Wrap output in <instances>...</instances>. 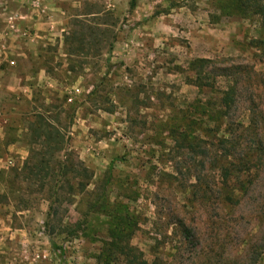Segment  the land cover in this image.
<instances>
[{
	"label": "rangeland",
	"instance_id": "1",
	"mask_svg": "<svg viewBox=\"0 0 264 264\" xmlns=\"http://www.w3.org/2000/svg\"><path fill=\"white\" fill-rule=\"evenodd\" d=\"M99 10L115 23L113 51L91 60L94 68L70 88L63 35L73 17ZM238 11V0H0V170L27 156L1 140L22 129L21 115L40 93L36 105L54 94L77 105L69 145L93 174L60 210L67 230L52 236L47 203L19 212V201L0 200V264H264V180L232 206L218 192L225 181L217 166L205 159L202 169L175 143L198 135L197 102L213 94L196 85L213 84L222 67L243 70L232 121L246 127L252 111L264 114V57L252 43L264 39V22ZM94 74L108 82L84 103ZM245 129L234 128L235 137ZM260 133L264 140V125Z\"/></svg>",
	"mask_w": 264,
	"mask_h": 264
},
{
	"label": "trees",
	"instance_id": "2",
	"mask_svg": "<svg viewBox=\"0 0 264 264\" xmlns=\"http://www.w3.org/2000/svg\"><path fill=\"white\" fill-rule=\"evenodd\" d=\"M238 9L237 16L240 18H258L264 22L261 0H238ZM108 15L105 10H99L75 16L69 21V32L64 33L62 41L63 55L67 62L62 70L66 86L73 85L91 67L94 68L91 60L112 53L115 41L112 29L115 23H109L110 19L106 18ZM252 43L264 57V39L252 40ZM94 46L97 52L96 55H91V48ZM199 63L203 65L208 61L200 60ZM43 67L47 75L53 74V67L48 65V61ZM236 71L234 67H222L217 70L219 74L215 72L214 78H211L213 84L196 85L199 90L207 89L213 96L205 102H197L200 108L196 123L198 135L194 138L182 136L175 141L194 154L202 169L205 168V159L217 166L225 181L224 187L218 189V192L223 190V201L232 206L240 204L251 185L264 180L261 179L264 175V140L261 133L258 134L260 125H264V114L258 116L251 110L246 127L232 121L240 96L239 85L243 80L240 76L243 70L240 68ZM106 78L105 75L92 76V90L85 96L84 103L97 100L99 86L108 82ZM207 78L201 77V80ZM218 80L225 83L223 88L216 87ZM38 94L40 93L32 94L29 113L21 115L22 129L10 128L4 138L5 147L19 143L26 150L27 156L19 166L0 170V200L7 204L11 200L13 203L19 201V212L29 211L41 201L47 203L44 226L52 236L62 224V206L73 205L76 196L85 193L93 174L77 159L69 145L68 129L72 125L77 105H67L66 95L59 99L55 94L51 97V104L46 105L43 99L36 105ZM103 110L112 113L110 109ZM234 128L246 129L235 137ZM245 136L251 140L248 145L244 144ZM100 205L96 203L94 208L99 209ZM67 227L65 225L60 228L67 230ZM117 238L119 237H114ZM123 250L120 249V252L123 253Z\"/></svg>",
	"mask_w": 264,
	"mask_h": 264
},
{
	"label": "crops",
	"instance_id": "3",
	"mask_svg": "<svg viewBox=\"0 0 264 264\" xmlns=\"http://www.w3.org/2000/svg\"><path fill=\"white\" fill-rule=\"evenodd\" d=\"M79 79H80V78H79ZM76 81H77V80H76ZM75 83H76V82H75ZM65 85H66V83H65ZM73 85H74V84H73ZM73 85H71V86H69V87L71 88ZM5 136H6V135H5ZM4 138H5V137H4ZM1 143L3 144L2 146H4V139L1 140ZM13 145H15V144H13ZM9 146H12V145H9ZM9 146H8V147H9ZM24 159H25V158H24ZM24 159H23V160H24ZM7 169H9V168H7ZM7 169H6V170H7Z\"/></svg>",
	"mask_w": 264,
	"mask_h": 264
}]
</instances>
